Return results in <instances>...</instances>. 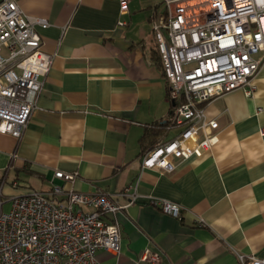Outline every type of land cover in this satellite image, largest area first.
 Masks as SVG:
<instances>
[{
	"label": "crops",
	"instance_id": "crops-1",
	"mask_svg": "<svg viewBox=\"0 0 264 264\" xmlns=\"http://www.w3.org/2000/svg\"><path fill=\"white\" fill-rule=\"evenodd\" d=\"M17 1L24 14L47 20L35 29L52 61L21 137L0 131V210L12 195L48 190L54 170L76 171L72 180L53 182L99 190L119 203L128 201L117 194L125 185L135 192L104 215L118 222L120 251L99 249L102 264H143L145 247L161 252L160 264L264 258V62L252 95L235 88L205 103L218 122L208 150L171 171L146 168L143 146L172 134L163 130L151 140L146 129L171 106L153 58L160 52L151 19L161 0H130L124 13L117 0ZM155 200L180 204L181 217Z\"/></svg>",
	"mask_w": 264,
	"mask_h": 264
},
{
	"label": "built area",
	"instance_id": "built-area-1",
	"mask_svg": "<svg viewBox=\"0 0 264 264\" xmlns=\"http://www.w3.org/2000/svg\"><path fill=\"white\" fill-rule=\"evenodd\" d=\"M117 1L120 12H126L130 0ZM262 16L264 0H161L151 21L171 102L165 130L172 134L140 154L142 167L171 171L217 141L218 122L206 115L205 103L235 88L252 95L253 78L264 62ZM36 25L46 27L48 22L24 14L17 0H0V131L16 138L52 61ZM75 175L60 169L53 173L64 180ZM52 178L48 190L12 195L9 208L0 210V264H102L99 249L118 254V222L104 215L125 207L135 197L133 187L125 185L117 193L128 198L119 203L99 190L66 189ZM154 204L181 217L176 202ZM198 222L205 224L203 218ZM247 257L245 263L239 254L243 264H264V258ZM138 260L160 264L162 254L145 247Z\"/></svg>",
	"mask_w": 264,
	"mask_h": 264
},
{
	"label": "trees",
	"instance_id": "trees-1",
	"mask_svg": "<svg viewBox=\"0 0 264 264\" xmlns=\"http://www.w3.org/2000/svg\"><path fill=\"white\" fill-rule=\"evenodd\" d=\"M153 58L159 65H161V62L159 61L160 56L158 55L157 51H154ZM165 124H166V120H162V121L155 122V123L148 125V127L146 129L148 131L147 133H148L149 137L152 138L151 140H153V139L155 140L156 137L160 134V132H163V130H165ZM150 146H152V144L149 146L144 145L140 154Z\"/></svg>",
	"mask_w": 264,
	"mask_h": 264
},
{
	"label": "bare ground",
	"instance_id": "bare-ground-1",
	"mask_svg": "<svg viewBox=\"0 0 264 264\" xmlns=\"http://www.w3.org/2000/svg\"><path fill=\"white\" fill-rule=\"evenodd\" d=\"M261 20H262V24H263V27H264V16L261 17Z\"/></svg>",
	"mask_w": 264,
	"mask_h": 264
}]
</instances>
